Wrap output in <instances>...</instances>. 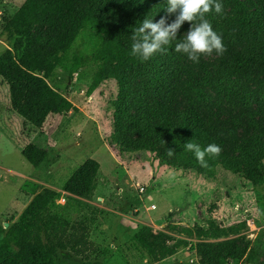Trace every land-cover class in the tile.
Returning a JSON list of instances; mask_svg holds the SVG:
<instances>
[{
	"label": "trees",
	"instance_id": "trees-1",
	"mask_svg": "<svg viewBox=\"0 0 264 264\" xmlns=\"http://www.w3.org/2000/svg\"><path fill=\"white\" fill-rule=\"evenodd\" d=\"M255 1L252 9L253 0H220L222 14L214 9L205 14L227 49L220 65L211 69L200 58L194 63L175 51L189 22L163 54L147 61L131 55L132 33L145 18L156 22L167 17L169 23L175 19V14L165 11L167 0H26L5 21L3 35L10 49L0 56V77L9 86L12 109L27 124L41 128L50 115L76 110L48 79L82 33L89 31L98 71L88 94L107 80L117 82L112 138L121 150L174 148L171 165L197 169L200 164L184 145L191 141L203 148L216 143L221 154L205 157L209 167L203 168L209 176L237 174L260 186L264 184V92L255 94L239 80L264 76V0ZM214 94L231 109L230 123L222 121L223 110H214L218 105ZM22 154L36 168L49 158L48 150L33 143ZM100 173V163L88 159L66 181L63 192L90 200ZM60 196L45 188L17 222L9 227L0 222V264H59L61 252L81 258L83 262L76 264H97L90 260L97 250L87 218L71 222L52 211ZM226 232L219 235L211 230L210 234L220 237ZM132 241L154 262L188 245L165 232L154 234L150 227L141 228ZM191 250L196 251L199 264H244L250 257L245 258L248 248L240 249L234 240L191 244Z\"/></svg>",
	"mask_w": 264,
	"mask_h": 264
},
{
	"label": "rangeland",
	"instance_id": "rangeland-1",
	"mask_svg": "<svg viewBox=\"0 0 264 264\" xmlns=\"http://www.w3.org/2000/svg\"><path fill=\"white\" fill-rule=\"evenodd\" d=\"M25 1L0 0V56L10 49L3 35L5 21ZM253 2L251 8L255 9ZM89 33H82L48 79L76 110L50 115L41 128L25 123L12 109L9 86L0 77V222L5 227L17 222L33 198L47 188L61 194L53 212L71 222L89 221L97 250L90 260L97 264H199L191 244L231 240L240 249L248 248L245 258L250 257L244 264H264V184L254 186L237 174L209 176L203 167L192 169L189 164L173 166L166 150H121L112 138L117 82L107 80L88 94L98 71ZM225 54L201 55L200 60L216 69ZM239 80L255 94L264 92L262 75ZM213 97L218 104L214 110H223L222 121L230 123L231 109L220 104L215 94ZM31 143L49 151L48 160L39 168L22 154ZM88 159L101 165L97 190L90 200L72 198L63 192V186ZM142 186L147 189L144 193ZM143 227H150L154 234L165 232L188 245L174 256L154 262L132 241ZM211 230L219 235L222 230L227 232L213 237ZM82 262L68 252H61L58 261Z\"/></svg>",
	"mask_w": 264,
	"mask_h": 264
},
{
	"label": "clouds",
	"instance_id": "clouds-1",
	"mask_svg": "<svg viewBox=\"0 0 264 264\" xmlns=\"http://www.w3.org/2000/svg\"><path fill=\"white\" fill-rule=\"evenodd\" d=\"M167 5L166 13L175 14V19L169 23L167 17H161L156 22L145 18L132 33L131 55L147 61L157 53L163 54L166 51L165 46L177 39L178 31L185 22L190 23V28L183 40L175 44L176 52L185 54L194 63H199L201 55L210 56L214 52L216 55H223L227 51L222 35L214 31L205 15L213 9L216 14H222L224 6L220 0H167ZM184 147L194 154L204 168L209 167L206 156L215 158L222 152V148L216 143L202 148L189 141ZM174 153V148H168L169 157Z\"/></svg>",
	"mask_w": 264,
	"mask_h": 264
},
{
	"label": "built area",
	"instance_id": "built-area-1",
	"mask_svg": "<svg viewBox=\"0 0 264 264\" xmlns=\"http://www.w3.org/2000/svg\"><path fill=\"white\" fill-rule=\"evenodd\" d=\"M140 191H141L142 193H144V192L147 191V189H146V187L142 186V187L140 188ZM61 200H62L63 202L65 201L64 198H62ZM154 208H155V207H154Z\"/></svg>",
	"mask_w": 264,
	"mask_h": 264
}]
</instances>
